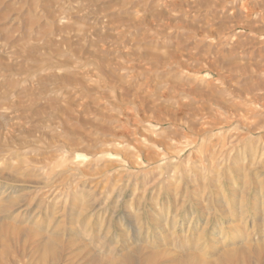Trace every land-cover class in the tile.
<instances>
[{
  "label": "rangeland",
  "instance_id": "obj_1",
  "mask_svg": "<svg viewBox=\"0 0 264 264\" xmlns=\"http://www.w3.org/2000/svg\"><path fill=\"white\" fill-rule=\"evenodd\" d=\"M261 9L263 0H0V202L19 201L10 216L19 227L62 234L64 252L53 264H82L153 239L185 254L196 230L205 226L211 239L234 231L217 225L239 221L245 236L259 238L249 214L220 222L214 210L193 208L200 186L191 169L205 175L197 160L207 139L191 145L197 137L188 127L208 124L214 92L232 116L207 137L264 140V129L243 125L237 105L243 86L264 79ZM208 198L205 187L199 200ZM32 254L12 251L0 263L34 264Z\"/></svg>",
  "mask_w": 264,
  "mask_h": 264
},
{
  "label": "bare ground",
  "instance_id": "obj_2",
  "mask_svg": "<svg viewBox=\"0 0 264 264\" xmlns=\"http://www.w3.org/2000/svg\"><path fill=\"white\" fill-rule=\"evenodd\" d=\"M243 9H245V8H243ZM262 11H264V9ZM246 12H249V11H246ZM261 14H263V13H261ZM235 37H233V38H235ZM237 41H238V39L236 40V42ZM231 42H232V40H231ZM231 42L226 41V46L228 45L231 47V45H233L232 44L233 42L232 43ZM234 42H235V40H234ZM223 74L224 73H222V74L219 73V79L224 80L225 77H229L227 74H226L227 76H223ZM232 76H233V74H232ZM216 79H218V77ZM194 80H193V83H194ZM222 80H220V81H222ZM205 83H203L204 86H205ZM244 85H245V83H244ZM192 86H194V85H192ZM192 86H190V87H192ZM216 86H218V85H216ZM199 87H200V85H199ZM202 88H204V87H202ZM198 91H199V88H198ZM202 91H204V90H202ZM238 93H239V96L238 95L237 96L239 97V99H241V102L237 105L243 107V110L241 109V111L245 112V117H242L243 119H241L242 120L241 122L243 123V125H247L245 127H247L248 129H250L251 126H253V125H254V127H256L255 129H257V128L258 129H264V112L262 110L264 108V79H261L260 81H258L257 83H255L253 85L243 86V88ZM230 95L232 97H234V99H237L235 95H232V94H230ZM209 100L214 103L213 105H215L214 106L215 109L210 110L211 114H212V118H210V121L208 122V124L205 127H204V124H202L200 127L197 126L198 127L197 130L195 129L196 127L193 125H191V126L189 125V127H188L189 130L192 131L194 136L197 137V138H195L194 144L192 142L191 145H193V146L195 145L196 139H197V141L207 139V140H204L206 142L202 141V143L200 144L201 146L203 145L204 149L202 151H204V152L199 153L200 155H198V156H200V159L197 160V162H199V163L202 162V160H203V163L205 165L204 167L206 170L205 175L203 176L200 171L195 170L194 166H192V169L190 168L192 171V175L195 177V180L199 183V186H200V187H198L197 185H195V187L192 186L193 192L191 195V197H192L191 201H192L193 208L194 209L201 208V209H203V211L207 210V209L214 210V212H215L214 215L217 218H219V221H220V219L225 218L229 215H234L235 218L236 217L240 218L246 214H249V215H251L252 218H254V220H253L254 222L258 221V223H259V226H258L260 229V232H259L260 236L258 235L259 238H254L251 236H245L244 235V233H246V231L244 229L245 227L241 226V224L239 223L240 221L235 222V225H233V226L227 225V227L226 226L224 227L223 225H217L216 228L219 229V232H225V231H227L226 229H231V230L233 229L234 231L230 232V233L228 231L227 234H220V236L211 237V239L206 238L208 231H207V228H205V226H204V229L202 228V230H196V235H194L195 237L193 236L195 238V241L193 242V243H195L194 249L190 252L185 253V254H180L178 252H175L174 250L170 249V247L167 248L165 246V244L163 243V241L160 243V240H154L152 238L153 240L150 239L151 242H148L149 241L148 240L147 244L143 245L141 247L134 248L131 250L129 249V247H127L128 249L125 248V250H128V251H125L121 254H117L114 252L117 255H114V253L113 254L108 253L107 255H102V254L98 255L97 254V256H92V257H89L87 259H83L82 264H264V159L261 158V156H263V154H264V143H263L264 140L260 141V139H257V141L251 142L250 140H247L246 138L244 140H243V138L239 139V137L237 135H236V137H238V138H236L235 136L234 137L230 136V137L226 138L224 136L221 139L211 140L212 137L210 138V137L206 136V134H209V131H206V130H210V129L218 126V125H223L224 123H226V120L232 116V114L229 113V111H230V109L228 108L229 105H227L226 103H223L222 100H219L217 93L212 92L211 94H209ZM201 106H203V104ZM197 108H199V107L197 106ZM235 109H236V107H235ZM196 110H198V109H196ZM182 111H183V109H182ZM152 113H150V114H152ZM184 114H182V115H184ZM233 114H234V112H233ZM239 114H240V112H239ZM160 117H162V116H160ZM186 117H187V115H186ZM237 118H239V117H237ZM178 119H179V117H178ZM151 122H152V120H151ZM171 124H172V122H171ZM207 127H208V129H206ZM219 129L220 128H218V130ZM251 131H253V130H251ZM228 133H229V131L227 132V129H225V130L222 129V134H225L226 136H228L227 135ZM231 133H233V132L231 131ZM251 134H253V133H251ZM212 136H214V135H212ZM164 137H166V136H164ZM177 137H178V135H177ZM172 138H175V137H172ZM178 138L180 140V137H178ZM184 138H186V137H184ZM262 138H264V137H262ZM151 141H153V138ZM161 141H163V140H161ZM161 141H159V142H161ZM244 142L247 143V145L245 144L246 145L245 149L241 150V145ZM112 144H114V143H112ZM76 146H78V145H76ZM228 146H230V147L233 146V147H232V149H228L229 148ZM168 151H170V150H168ZM71 152H72V150H71ZM145 152H148V151H145ZM82 153H84V152H82ZM168 154H170V153H168ZM104 155H106V154H104ZM153 155H155V154H153ZM75 158H76V160H78V159H81L82 157H80V155H76V157H74V159ZM139 159H141V158H139ZM72 160H73V158H72ZM147 160H148V158H147ZM162 160L163 159H161V161ZM78 161H76V162L78 163ZM71 162H73V161H71ZM218 162H220V164H218ZM19 163H20V161H19ZM21 165H23V164L20 163V165H18V167L14 166L15 168L12 170H14V172L18 173ZM79 166H81V165L79 164ZM8 168H9V166H8ZM162 168H164V167H162ZM23 169H25V168H23ZM21 171H22V169H21ZM1 172H3V169ZM4 172H6L8 174V172L6 170ZM18 177H20V175H18ZM204 177H206V179ZM202 178H204V180H205L204 183L201 182ZM20 179H23V178H20ZM154 185H155V183H154ZM168 186H171V185H168ZM205 187L209 189V198L207 199L208 202L206 204H202V201L199 200V193ZM222 188H223V190H222ZM168 192H169V190H168ZM1 195H3V194H1ZM12 196H14V195H12ZM10 197H11V195H10ZM10 197L6 198V200H3V202H0V213L3 214L2 218H0V257H1V255L3 256V255H7L8 253L10 254L12 251H17L18 253H22V252L33 253L32 255H33V263L34 264H53V263H56L57 261H59L63 252H64L63 251L64 245L61 243V239H60L61 237H59L60 235L62 236V234L59 233V235H58L57 233H55L53 231L54 229L52 230V233L42 232L41 231L42 227H35V226H32L31 224H28L31 226H27V225L23 224L25 227H23V228L19 227L17 225V223H19V222H16V220L13 218H10V216H12V214L15 212L17 207L20 206V204H18L19 201H18V203H16L15 197L14 198L13 197L10 198ZM81 202H83V201L81 200ZM29 204H27L26 206H30ZM76 204H77V202H76ZM78 205H80V204H78ZM81 206H83V205H81ZM73 209H75V208H73ZM145 212H147V211H145ZM139 213H141V212H139ZM24 214L21 215L22 218H23ZM72 216H73V214H72ZM15 217H18V216H15ZM139 217H140V214H139ZM146 218H148V217H146ZM76 219H78V218H76ZM240 219H242V218H240ZM150 221L154 225L155 228H157V229L159 228L162 230L161 224H163L164 222L162 223L158 217L152 215V217L150 218ZM22 222H24V221L22 220ZM30 223H31V221H30ZM232 223H233V221H232ZM205 225H207V224H205ZM57 229H56V231H57ZM166 231H167V229H166ZM193 233H191V234H193ZM167 235H166V238L168 239V241H170V238ZM174 235L177 236L175 233H172L170 237L173 238ZM163 237H164V235H163ZM177 238H179V236H177ZM167 239H166V241H167ZM175 241L176 240H173L172 243H175ZM184 241H185V238H184ZM21 242H22V246L19 247ZM81 243H82V241H81ZM144 243H146V242L144 241ZM128 244H130V243H128ZM176 244L177 245H183L184 242H179L177 240ZM131 245L136 246L135 244H132V243H131ZM76 249H77V247H76ZM122 249H123V247H122ZM81 252H84V251H81ZM71 253H73V252H71ZM71 253H70V255H72ZM66 254H68V253H66ZM80 258H82V257H80ZM75 262H78V261H75ZM7 263H8V261H7ZM4 264H6V263H4Z\"/></svg>",
  "mask_w": 264,
  "mask_h": 264
}]
</instances>
